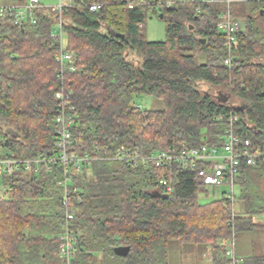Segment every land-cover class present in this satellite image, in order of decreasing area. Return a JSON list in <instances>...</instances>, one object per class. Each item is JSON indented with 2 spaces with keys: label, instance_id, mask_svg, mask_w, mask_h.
I'll return each instance as SVG.
<instances>
[{
  "label": "trees",
  "instance_id": "1",
  "mask_svg": "<svg viewBox=\"0 0 264 264\" xmlns=\"http://www.w3.org/2000/svg\"><path fill=\"white\" fill-rule=\"evenodd\" d=\"M156 1L71 0L56 13L36 7L23 23L0 15V159L43 161L38 172L12 175L0 164V264H168L171 240L208 246L209 264H227L226 241L264 214V163L245 168L237 181L242 216L226 196L200 204L193 171L177 166L95 160L91 176H75L66 190L60 183L64 166L51 158L60 151L54 92L61 86L72 90L76 117L68 149L79 154L95 146L148 155L218 144L231 115L240 131L264 144V0L233 5L243 30L231 65L224 64L225 38L217 27L224 5L186 0L157 10ZM91 3L101 8L91 11ZM157 11L165 39L149 41L143 25ZM59 19L74 71L61 72L55 59ZM137 94L159 98L164 107L142 109L133 103ZM160 178L173 184L168 198L152 196L165 194ZM65 198L75 207L70 220ZM66 227L69 258L60 253ZM118 246H128V254L117 255ZM239 264H264V255Z\"/></svg>",
  "mask_w": 264,
  "mask_h": 264
},
{
  "label": "built area",
  "instance_id": "2",
  "mask_svg": "<svg viewBox=\"0 0 264 264\" xmlns=\"http://www.w3.org/2000/svg\"><path fill=\"white\" fill-rule=\"evenodd\" d=\"M71 0H69L70 2ZM186 0H157L154 6L157 10L168 9L178 3H183ZM198 5L205 4H221L224 5L223 12L217 22L218 29L223 33L226 44L227 55L224 59L225 65H231L232 50L236 46L238 36L243 30V25L239 18L235 17L232 10V3L236 0H191ZM39 0H25L21 5H0V15H8L14 18L15 23H23L26 21L28 14L36 7H39ZM64 4L49 7L54 13L60 12ZM131 7V5H129ZM101 8L99 3H91L89 9L98 11ZM196 11L201 12L200 6ZM32 22L35 20L30 18ZM64 32L62 29L61 20L56 23V30L53 31V36L58 40L59 46L55 53V59L60 66V71H74L75 66L71 64L72 54L67 50L66 44L63 43ZM54 97L61 104L57 115L56 122L58 124V148L59 156L52 157V162H60L63 166L62 180L60 183L65 187V190L77 175L89 177L92 175L90 167L91 162L95 160L111 159L132 164H147L153 163L156 166L169 165L170 167L177 166L181 169H190L194 173V178L198 190L207 191L211 188H219L224 184L231 187V192H224V196L233 200V187L237 185L242 171L250 166L264 163V144H258L253 141L244 132L240 131L235 126L236 116L231 115L228 119V125L223 134L219 137L218 144L200 143L190 146L183 145L175 148L169 146L164 150L156 153L142 155L136 148L132 150L118 149L110 153L107 148L95 146L91 153L79 154L76 151L69 150L72 144V127L76 117L75 108L71 105L72 90L66 86H61L55 90ZM221 119V118H219ZM41 158L31 159H0L2 171L6 175H12L19 169H24L26 172H38L41 168ZM159 184L162 186L165 194L169 195L173 192V184L167 178H160ZM5 188L0 185V193H3ZM64 214L66 219L70 220L75 215V207H69L68 200H63ZM66 227L65 233L61 236L65 240L64 246L60 253L62 257H67L72 253V244L70 242V234ZM233 241L227 244L225 254L228 257L227 264H239L240 258H237L232 249Z\"/></svg>",
  "mask_w": 264,
  "mask_h": 264
},
{
  "label": "rangeland",
  "instance_id": "3",
  "mask_svg": "<svg viewBox=\"0 0 264 264\" xmlns=\"http://www.w3.org/2000/svg\"><path fill=\"white\" fill-rule=\"evenodd\" d=\"M241 0H236L232 3L235 5ZM18 0H0V5H11L17 3ZM43 7H52L59 4H68L69 0H39ZM165 21L159 18V11L153 12L146 19L143 30L147 40L162 41L165 39ZM56 30V25L53 31ZM66 36H63V43L66 44ZM133 103L142 109L159 110L164 107L163 101L148 94H137L134 96ZM231 192V187L227 184L219 188H211L207 191H197V201L200 204H205L214 200H220L224 193ZM234 212L237 215H243L245 202L241 198L239 185L233 187ZM252 217V216H251ZM252 222L256 225L251 230H238L235 234L232 249L236 257L264 255V214L253 215ZM232 242L228 239L226 243ZM225 243V242H224ZM99 256L96 261H99ZM211 261V252L208 246H195L191 243H181L177 240H171L168 244V264H209Z\"/></svg>",
  "mask_w": 264,
  "mask_h": 264
},
{
  "label": "water",
  "instance_id": "4",
  "mask_svg": "<svg viewBox=\"0 0 264 264\" xmlns=\"http://www.w3.org/2000/svg\"><path fill=\"white\" fill-rule=\"evenodd\" d=\"M163 17V14H159V18L162 19ZM110 33H112V35L114 36H118L119 34L115 33L114 31H110ZM121 37H123V35H120ZM228 97H225L223 99V101H226ZM243 107H240V106H236L235 109L237 110H240L242 109ZM153 197H157V198H168V195L167 194H161L159 192H155L152 194ZM114 252L119 255V256H125L128 254L129 252V247L128 246H118L114 249Z\"/></svg>",
  "mask_w": 264,
  "mask_h": 264
},
{
  "label": "crops",
  "instance_id": "5",
  "mask_svg": "<svg viewBox=\"0 0 264 264\" xmlns=\"http://www.w3.org/2000/svg\"><path fill=\"white\" fill-rule=\"evenodd\" d=\"M20 1H21V0H20ZM22 3H23V2H22ZM22 3H21V4H22ZM21 4H19L18 2H17V3H14V4L11 3V5H16V6H19V5H21ZM263 188H264V185H263ZM261 215H262V214H261ZM261 215H259V216H261ZM244 257H245V256H244ZM239 258H242V257H239Z\"/></svg>",
  "mask_w": 264,
  "mask_h": 264
}]
</instances>
